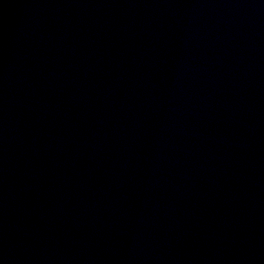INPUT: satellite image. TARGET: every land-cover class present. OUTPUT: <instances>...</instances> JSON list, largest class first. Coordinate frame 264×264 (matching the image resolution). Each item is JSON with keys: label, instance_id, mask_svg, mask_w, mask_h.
Wrapping results in <instances>:
<instances>
[{"label": "water", "instance_id": "95a60500", "mask_svg": "<svg viewBox=\"0 0 264 264\" xmlns=\"http://www.w3.org/2000/svg\"><path fill=\"white\" fill-rule=\"evenodd\" d=\"M0 264H264V0L172 46L0 192Z\"/></svg>", "mask_w": 264, "mask_h": 264}]
</instances>
